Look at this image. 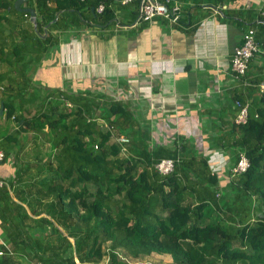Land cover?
<instances>
[{
    "label": "trees",
    "instance_id": "1",
    "mask_svg": "<svg viewBox=\"0 0 264 264\" xmlns=\"http://www.w3.org/2000/svg\"><path fill=\"white\" fill-rule=\"evenodd\" d=\"M99 1L104 8L96 13ZM25 4L35 11L34 24L13 0H0V21L10 26L0 40V163L12 169L0 175V264H98L104 254L101 264H152L130 262L117 248L132 257L167 254L166 264H264V76L245 121L232 118L226 127L231 138L215 140L230 155L218 196L204 154L184 141L146 144L120 104L63 91L35 100L26 91L24 62L39 61L56 41L43 36L46 28L78 19L69 14L83 17V5L93 7L94 22L106 23L109 0ZM260 30L264 50V22ZM98 117L111 129L99 126ZM111 132L129 137V154L120 152ZM239 152L248 165L234 173ZM161 157L173 159L170 172L153 168Z\"/></svg>",
    "mask_w": 264,
    "mask_h": 264
},
{
    "label": "crops",
    "instance_id": "2",
    "mask_svg": "<svg viewBox=\"0 0 264 264\" xmlns=\"http://www.w3.org/2000/svg\"><path fill=\"white\" fill-rule=\"evenodd\" d=\"M176 2V22L159 15L138 18L137 0H109L112 19L97 24L93 9L86 11L83 5L79 9L83 17L69 14L78 19H70L66 27H61L65 20L61 19L58 26L46 28L43 36H55L56 41L40 54L39 61L29 59L31 53L26 56V91L37 96L35 100L49 91H63L99 104H120L144 134L146 144L159 141L170 146L184 141L204 154L220 188L228 181L230 155L215 140L231 138L226 127L235 112L234 100L248 107L254 104L264 76L260 44L240 76L232 74L230 57L248 27L254 28L259 43L258 19L264 0ZM20 6H27L25 0ZM9 30L0 21V40L8 37ZM237 94L241 99L235 98ZM123 153L129 154L127 147ZM0 175H12L9 163H0Z\"/></svg>",
    "mask_w": 264,
    "mask_h": 264
},
{
    "label": "built area",
    "instance_id": "3",
    "mask_svg": "<svg viewBox=\"0 0 264 264\" xmlns=\"http://www.w3.org/2000/svg\"><path fill=\"white\" fill-rule=\"evenodd\" d=\"M121 1L127 2L130 0ZM103 8L104 3L102 1H99L95 5L94 10L96 13H100ZM137 15L138 18L143 20H147L155 15H159L165 18L168 22H176L179 18V5L176 0H137ZM258 22H264V7H262V9L259 11ZM257 49L258 43L254 36V28L248 27L242 34L241 42L237 45H234L232 49V54L230 57V70L235 77L244 74L250 57ZM175 69L179 68L176 67ZM234 106L236 107L237 111L234 113L233 121L236 123L244 122L247 115V103H241L238 99H235ZM106 128L111 129L107 124ZM112 133L113 132H111L110 137L120 144V150L124 152V144L128 142V137L123 133H113V135ZM93 146L96 147V143H94ZM2 155L3 152L0 149V158L2 157ZM247 165L248 159L246 155L242 152H239L238 157L235 163L230 167V170L231 172L239 173L244 171ZM172 167L173 159L170 157H161L153 163V168L161 174L170 172L172 170ZM4 183L5 180L0 177V185Z\"/></svg>",
    "mask_w": 264,
    "mask_h": 264
},
{
    "label": "rangeland",
    "instance_id": "4",
    "mask_svg": "<svg viewBox=\"0 0 264 264\" xmlns=\"http://www.w3.org/2000/svg\"><path fill=\"white\" fill-rule=\"evenodd\" d=\"M97 124L103 128H106V122L103 119L100 120L99 117L97 118ZM120 152L123 153L121 150H120ZM221 189H222V187H220V188L217 187L216 191H218L220 193ZM106 245H107V242H105L103 244V248ZM117 250L122 257L126 258L130 262L139 261V262H150L152 264H166L167 262H169V257L167 254L161 255V254H157V253H149V254H140L137 257H132L122 248H117ZM106 260H107V256H106V254H104L102 259L98 262V264L104 263V262H106ZM20 261H24V259L20 260Z\"/></svg>",
    "mask_w": 264,
    "mask_h": 264
},
{
    "label": "water",
    "instance_id": "5",
    "mask_svg": "<svg viewBox=\"0 0 264 264\" xmlns=\"http://www.w3.org/2000/svg\"><path fill=\"white\" fill-rule=\"evenodd\" d=\"M23 1L24 0H14L13 7L17 10L28 12V18L32 22V24H34L35 23V11L30 6H20L21 2ZM90 9L92 10L93 7H90ZM1 111H2V103L0 102V113Z\"/></svg>",
    "mask_w": 264,
    "mask_h": 264
}]
</instances>
